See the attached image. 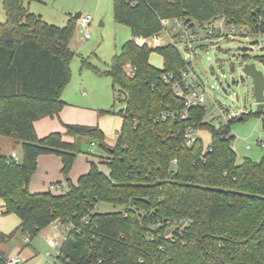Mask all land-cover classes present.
<instances>
[{
    "label": "trees",
    "instance_id": "obj_1",
    "mask_svg": "<svg viewBox=\"0 0 264 264\" xmlns=\"http://www.w3.org/2000/svg\"><path fill=\"white\" fill-rule=\"evenodd\" d=\"M2 2L0 136L21 142L23 160L11 163L0 154L3 214L21 220L10 234L0 232V242L21 233L32 241L59 221L73 226L59 264H264V158L238 164L232 124L239 118L217 128L205 121L204 107L187 109L174 92L186 67L182 53L172 45H147L162 31L165 18L205 23L224 16L254 36L264 34V0H114L115 23L128 27L132 39L108 71L83 61L84 68L112 79L115 105L125 104L114 147L107 146L99 126L63 123L64 133L38 137L34 123L59 116L66 106L61 95L72 75L70 44L77 20L58 27L31 13L26 0ZM153 51L162 56V68L150 63ZM127 64L136 68L134 75L127 74ZM168 73L174 79L166 82L162 76ZM107 114L98 112L99 117ZM194 124L210 132L208 149L203 139L186 146L185 130ZM79 137L107 150L109 173L90 161L77 185L69 179L65 194L31 193L42 155L59 156L63 175H70L80 153ZM99 203L123 209L99 213ZM5 261L0 252V264Z\"/></svg>",
    "mask_w": 264,
    "mask_h": 264
},
{
    "label": "rangeland",
    "instance_id": "obj_2",
    "mask_svg": "<svg viewBox=\"0 0 264 264\" xmlns=\"http://www.w3.org/2000/svg\"><path fill=\"white\" fill-rule=\"evenodd\" d=\"M113 1L26 0L25 2L31 13L41 16L47 23L58 27H65L69 20L75 18L79 12L92 15L94 22L89 27L91 39L83 38V33L77 28L76 23V32L70 44L75 53L70 63L72 75L62 93L77 96L79 90L88 92L85 106L90 111H94V113L90 112L93 114L88 113V115H93L96 119L95 126H99L103 131L108 147H114L117 143V135L122 122L120 111L125 108V104L118 102L115 105L116 92L113 89L112 79L104 74L96 73L91 67L84 68L83 61H88L102 73L108 71L115 54L120 53L123 45L132 39L128 27L115 23ZM0 21L6 22L2 0H0ZM261 40L258 36L246 34L242 27H238L233 36L213 38H207L203 29L199 28L198 38L190 44V51H188L191 58L187 57L188 52L183 46H178L183 57L192 62L194 70L204 83L209 106L212 107L213 102H217L228 109H241L247 114L245 121L232 124V134L235 136L232 147L238 164H241L245 158L255 162L264 158V110L262 114L257 113L258 104L254 93V82L251 77L243 73L242 66L255 64L257 70L264 73V49L260 48ZM218 59L222 61L217 62ZM149 61L157 68L163 66L162 56L155 51L151 53ZM121 94L123 99L125 95ZM99 111H109V114L99 117ZM214 125L217 128L221 126L218 122ZM201 136L205 146L209 145L210 132L202 130ZM76 142L80 151L75 162L76 172L84 171L89 166L87 160L90 158L94 161L103 160L100 169L109 173V167L105 164L109 154L98 141L94 142L88 137H79ZM16 143H19L17 147ZM92 143H94L93 146ZM11 150L17 153L22 151L21 142L0 136V154H8ZM55 192L60 194L66 192V185L58 186ZM121 209L123 208L99 203L95 210L105 213ZM68 232L69 230L64 226L56 229L54 225H50L31 242L26 241V237L19 234L10 242H0V248L3 249V252L1 250L0 252L4 253L6 258L19 256L22 264H54ZM46 234L49 235L48 238L55 237L58 248L48 246L47 240L45 241ZM48 252L51 256H47Z\"/></svg>",
    "mask_w": 264,
    "mask_h": 264
},
{
    "label": "built area",
    "instance_id": "obj_3",
    "mask_svg": "<svg viewBox=\"0 0 264 264\" xmlns=\"http://www.w3.org/2000/svg\"><path fill=\"white\" fill-rule=\"evenodd\" d=\"M94 19L91 15L82 16L78 21V28L83 31V38L91 39L92 35L89 32V27L93 24ZM162 31L159 34L154 35L147 41V45L150 48L163 47L166 45H172L178 48L183 46L185 50L190 51V44L195 42L198 38V29L201 28L205 32L207 38L213 37H229L235 35L238 27L231 24L224 16L207 21L205 23H199L196 21H190L184 18H165L161 20ZM246 34L252 35L247 28H243ZM262 40L260 42V48L264 49V34H259ZM180 51V50H179ZM188 58H191V54L188 52ZM184 58V57H183ZM186 67L182 70L179 79L174 85L175 95L184 100V105L187 109L193 107H204L205 109V121L218 122L221 125L228 123L233 119L242 118L245 113L241 109L231 110L217 102H213L212 107L207 104L206 87L198 74L193 68L192 62L185 59ZM126 71L128 75H134L136 68L131 64L126 65ZM162 79L166 82L174 79V75L171 73L164 74ZM201 128L196 124L190 125L185 130V144L186 146H192L198 139H202ZM209 145L206 146V149ZM250 147H248L249 149ZM9 162L19 163V159L15 153L9 157ZM86 224L88 221L83 220ZM55 228H59L61 223L55 221L53 223ZM73 228L72 225L68 226V230ZM47 244L50 248H58V242L55 237L47 239ZM60 255V251L58 256ZM47 256H51L48 252ZM5 264H22V260L19 256L8 258ZM54 264H59L56 262Z\"/></svg>",
    "mask_w": 264,
    "mask_h": 264
},
{
    "label": "crops",
    "instance_id": "obj_4",
    "mask_svg": "<svg viewBox=\"0 0 264 264\" xmlns=\"http://www.w3.org/2000/svg\"><path fill=\"white\" fill-rule=\"evenodd\" d=\"M82 16H85V15L82 14L81 12L77 13L75 16V19L77 20V28H78V21ZM103 25H104L103 22H101V26H103ZM81 33L84 34L83 31H81ZM116 54H118V52ZM80 91L81 90H79L77 92L78 93L77 96H73L72 94H66V92H64V94L62 93L61 99L66 103V106L63 108V110L61 111L59 116L47 117V118L38 120L34 123L35 130H36V133H37L39 138L46 137L47 135H49L53 132L64 133L65 129L63 127V123L64 124L85 125V126H95L96 119H94L93 115L92 116L88 115V113L90 115L93 114L94 111H90L87 108V106H85L86 101H87V97H88V92H86V91L80 92ZM90 112H93V113H90ZM121 120H122V117H121ZM122 123H123V120L121 122V127H122ZM119 132H118L117 136H119ZM64 139L68 142H74L75 141L74 138L69 137V136H66ZM16 142H18V141H16ZM18 144L19 143H16V147ZM93 145H94V143H92V146ZM21 150L22 151H19L18 153L15 150H11L10 153H8V154L2 153L1 155L11 157V155L13 153H15L19 159V163H21L23 160L22 144H21ZM90 161L97 163L99 166V169L101 167L100 164L103 163V160L94 161L93 159L90 160V158H89L87 160L89 166L84 171L76 172V166L74 164V166L70 172V175L68 177H65L62 173V168H63L62 159L59 156L53 155V154L40 156L38 159V169H37L36 173L33 175L31 183H30V187H29L30 192L33 194L51 192L55 195H59L60 193H56L55 189L58 186L63 187V184L66 185V192H67L69 189V184H68L69 179L71 180V182L74 185H77L79 178L89 172ZM66 192L61 193V194H65ZM4 205H5V203L2 200H0V232L7 235V234H10L11 232H13L14 230H16L20 227L21 220L15 214H11V215L4 217V215H2V213L4 211ZM52 225H54V224H52ZM66 228L68 229V227H66ZM42 231H40V233ZM20 235L24 236L22 233ZM45 237H47L45 239V241L47 239H50V238H48L49 235H47V234L45 235ZM26 241L31 242V241L27 240V238H26ZM3 243H7V242H3ZM27 244H29V243H27ZM0 250H1V252H3V249L0 248ZM8 258H6V259H8Z\"/></svg>",
    "mask_w": 264,
    "mask_h": 264
},
{
    "label": "water",
    "instance_id": "obj_5",
    "mask_svg": "<svg viewBox=\"0 0 264 264\" xmlns=\"http://www.w3.org/2000/svg\"><path fill=\"white\" fill-rule=\"evenodd\" d=\"M79 16V15H78ZM144 40L140 39L138 45L143 46ZM222 60H217L220 62ZM243 66V73L253 79L254 82V93L256 102L258 104L257 113L262 114L264 110V73L262 71H258L255 64H246ZM243 118H240L238 121L241 122ZM263 128H264V120H263ZM68 179V178H67Z\"/></svg>",
    "mask_w": 264,
    "mask_h": 264
}]
</instances>
